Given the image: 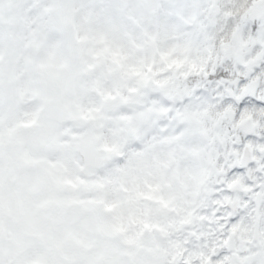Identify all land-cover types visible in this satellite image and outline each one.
Masks as SVG:
<instances>
[{
    "label": "snow or ice",
    "instance_id": "snow-or-ice-1",
    "mask_svg": "<svg viewBox=\"0 0 264 264\" xmlns=\"http://www.w3.org/2000/svg\"><path fill=\"white\" fill-rule=\"evenodd\" d=\"M0 264H264V0H0Z\"/></svg>",
    "mask_w": 264,
    "mask_h": 264
}]
</instances>
